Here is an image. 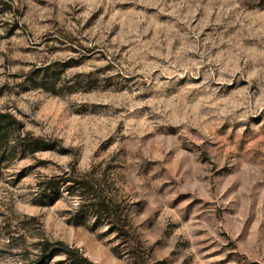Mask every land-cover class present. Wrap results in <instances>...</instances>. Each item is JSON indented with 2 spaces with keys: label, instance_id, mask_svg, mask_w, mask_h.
<instances>
[{
  "label": "rangeland",
  "instance_id": "1",
  "mask_svg": "<svg viewBox=\"0 0 264 264\" xmlns=\"http://www.w3.org/2000/svg\"><path fill=\"white\" fill-rule=\"evenodd\" d=\"M0 112V264H264V0H0ZM72 167L134 236L37 193Z\"/></svg>",
  "mask_w": 264,
  "mask_h": 264
},
{
  "label": "trees",
  "instance_id": "2",
  "mask_svg": "<svg viewBox=\"0 0 264 264\" xmlns=\"http://www.w3.org/2000/svg\"><path fill=\"white\" fill-rule=\"evenodd\" d=\"M21 122L9 112H0V146L6 142V130H19ZM13 145H8L10 150L18 146L22 151L51 150L54 148L53 142L46 141L40 137L32 136L28 133H20ZM105 178H98L92 172H80L72 167L70 173L53 176L38 183L37 193L41 197L50 194H58L62 189L67 191V195L76 198V212L84 213L94 219L99 225H105L107 229L115 235L117 239L125 240L134 236L131 231L129 212L124 209L121 203L116 200L105 184ZM135 244L136 242L133 241ZM49 243H42L41 259L47 260L52 257L54 251L45 253ZM56 251H63L68 258H73L76 264H95L87 259L82 253L71 249L62 242L54 243ZM134 248V247H132ZM45 253V254H44ZM72 254V255H71Z\"/></svg>",
  "mask_w": 264,
  "mask_h": 264
}]
</instances>
